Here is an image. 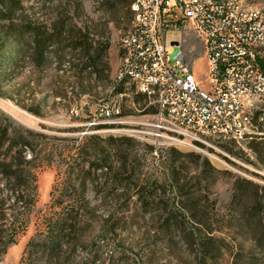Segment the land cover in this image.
I'll return each instance as SVG.
<instances>
[{"label":"rangeland","instance_id":"1","mask_svg":"<svg viewBox=\"0 0 264 264\" xmlns=\"http://www.w3.org/2000/svg\"><path fill=\"white\" fill-rule=\"evenodd\" d=\"M135 1L19 0L10 12H6L8 4H0V19L11 17L15 25L27 29L28 37L37 31L60 32V44L55 47L59 51L47 59L41 71L31 59H25L7 73L9 76L0 83V113L16 124L56 137L55 144L90 135L134 141L126 167L121 156L111 151L109 170H98L92 183L87 181L82 186L74 176L69 182L73 189L61 199L64 211L54 209L48 221L40 215L47 209L53 187L68 182L58 175L56 165L38 171L32 208L21 201L16 204L17 194L0 184V252L10 223L6 214L25 218L16 243L0 253V264H234L231 246L234 251L247 253L244 260L254 263L255 256L248 254H256L251 242L235 234L226 238L227 246L219 243L218 251L205 255L189 247L174 228L161 229V215L153 210L173 203L183 207L199 203L217 224L223 222L236 179L252 182L250 191L264 192V155L259 158L254 153L250 139L221 142L215 149L193 148L157 131L154 107L129 84L119 85L116 78L120 42L132 29L131 6ZM245 2L251 10L264 8V0ZM181 31V45L192 73L207 90L203 51L193 35ZM87 40L92 41L99 59L87 57L83 47L76 45ZM12 87L17 92L15 101L2 95ZM107 106L119 110L117 120L101 117ZM251 109L254 135L264 138V99L255 100ZM104 148L116 150L118 145L110 143ZM160 150L166 153L163 158L158 156ZM25 156L29 158L27 150ZM100 156L98 153L83 160L89 163ZM204 158L215 172L203 165ZM170 159L178 166L173 174L179 179L176 186L170 183ZM59 212L64 216H54Z\"/></svg>","mask_w":264,"mask_h":264},{"label":"built area","instance_id":"2","mask_svg":"<svg viewBox=\"0 0 264 264\" xmlns=\"http://www.w3.org/2000/svg\"><path fill=\"white\" fill-rule=\"evenodd\" d=\"M124 81L154 107L155 128L174 142L214 148L256 134L252 106L264 99V21L245 0H137ZM181 29L193 35L206 60L208 89L201 88L181 45ZM105 120L118 109L105 107Z\"/></svg>","mask_w":264,"mask_h":264},{"label":"trees","instance_id":"3","mask_svg":"<svg viewBox=\"0 0 264 264\" xmlns=\"http://www.w3.org/2000/svg\"><path fill=\"white\" fill-rule=\"evenodd\" d=\"M18 1L0 0V4H8L9 8L6 9V12H10L18 5ZM131 4H127L129 11ZM0 27V83L4 82L9 76L7 73H11V70H14L18 63L24 62L25 59H31L35 68L41 71L45 67L47 59L56 56L59 51L55 48L60 44L58 41L60 32L58 30L54 29L52 33L48 34L40 31L38 33L37 31L32 34L31 38L27 36V29L19 28L13 23L11 17L1 18ZM76 45L83 47L87 57L95 55L97 59L100 58L97 57L98 53L94 50L92 41L87 40L76 43ZM8 46L11 48L8 49ZM117 83L122 85L124 81H117ZM15 93L17 92L12 87L2 95L15 101L14 96L17 95ZM54 97H59V94H54ZM29 112L36 116L40 115L39 111L29 110ZM55 140L58 139L16 124L0 113V184H3L11 193L17 194L16 204L21 201L29 208L35 206L37 173L39 170L56 165L58 175H62L63 179L68 181L67 183L61 181L53 187L52 198L47 209L40 215L42 220L47 221L52 218L54 209L62 208L64 211L61 206L63 204L61 199L65 193L73 189L70 187L69 182L74 176L79 177V181L82 182L83 186L88 183L87 181L91 182V178L96 177L98 170H109L107 165L110 162L109 154L111 151L121 156L122 164L126 167V162L132 155L133 146L131 144L134 143L128 137H109L102 140L94 135L83 136L78 141L66 139L64 143L60 144H55ZM250 140L251 149L260 158L264 155L263 136L253 135ZM110 143H117L118 148L116 150L104 148L105 145ZM26 150L29 158L25 156ZM171 151L178 153L175 149H171ZM98 153L101 155L99 160L94 158L89 163L88 160L84 162L83 159L86 156H96ZM157 153H159L160 158H163V154L166 155L161 150ZM95 161L98 164H95ZM85 163H87L86 168ZM176 163V161L170 159L168 168L172 177L170 183H174L175 186L179 183V179L173 176L175 171L178 170ZM203 165L208 171L215 172V169L206 158L203 159ZM164 169L166 168L162 167V170ZM132 174L135 176V171L132 170ZM252 186L254 187V184L249 181L239 179L234 181L226 216H224V221L219 222V224L199 203L186 207L175 203L161 205L153 211L161 215L159 221L162 231L163 229L174 228L177 233L182 235L189 247H195L200 253L204 254L205 252V255L218 251L219 243L227 246L229 242H226V238L229 235L235 234L238 237H243L251 242L254 251H256L255 255L248 253L255 256L254 263L244 260V254L247 253L239 249L234 251L233 246H231L230 256L234 264H259L260 260H264V192L260 194L259 190L250 191L249 187ZM250 195L251 199H249ZM6 215H8L10 223L6 229L7 240L0 252L1 255L5 253L7 245L16 243V237L18 233L24 230L25 224L24 217L17 219L12 215ZM54 216L61 218L64 215L59 212L55 213Z\"/></svg>","mask_w":264,"mask_h":264},{"label":"bare ground","instance_id":"4","mask_svg":"<svg viewBox=\"0 0 264 264\" xmlns=\"http://www.w3.org/2000/svg\"><path fill=\"white\" fill-rule=\"evenodd\" d=\"M136 3H137V0L131 6V11H132L133 16H134L132 29H133L135 24H138V11H137ZM250 11H257V10H251L250 9ZM259 21H264V10L259 11ZM132 29H131L130 33L128 34V36L125 37V40H132ZM124 62H126V55H121L119 71H124ZM177 143L179 145L193 147V144H187V142H177Z\"/></svg>","mask_w":264,"mask_h":264}]
</instances>
